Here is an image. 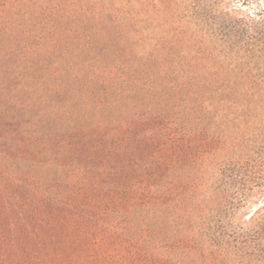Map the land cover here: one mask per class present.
Returning a JSON list of instances; mask_svg holds the SVG:
<instances>
[{
  "label": "trees",
  "instance_id": "16d2710c",
  "mask_svg": "<svg viewBox=\"0 0 264 264\" xmlns=\"http://www.w3.org/2000/svg\"><path fill=\"white\" fill-rule=\"evenodd\" d=\"M248 2L0 3V121L144 118L176 153L145 160L147 199L125 221L148 251L133 259L264 264V10Z\"/></svg>",
  "mask_w": 264,
  "mask_h": 264
},
{
  "label": "rangeland",
  "instance_id": "374dc122",
  "mask_svg": "<svg viewBox=\"0 0 264 264\" xmlns=\"http://www.w3.org/2000/svg\"><path fill=\"white\" fill-rule=\"evenodd\" d=\"M240 7L260 12L264 0ZM22 96L32 109V96ZM143 119L43 131L0 121V264H160L133 259L148 248L131 239L125 221L147 199L145 160L176 154Z\"/></svg>",
  "mask_w": 264,
  "mask_h": 264
}]
</instances>
